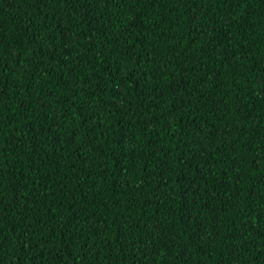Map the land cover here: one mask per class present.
Here are the masks:
<instances>
[{"label":"trees","instance_id":"trees-1","mask_svg":"<svg viewBox=\"0 0 264 264\" xmlns=\"http://www.w3.org/2000/svg\"><path fill=\"white\" fill-rule=\"evenodd\" d=\"M0 264H264V0H0Z\"/></svg>","mask_w":264,"mask_h":264}]
</instances>
